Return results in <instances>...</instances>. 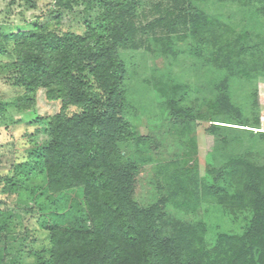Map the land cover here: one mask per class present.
I'll use <instances>...</instances> for the list:
<instances>
[{"label":"trees","instance_id":"1","mask_svg":"<svg viewBox=\"0 0 264 264\" xmlns=\"http://www.w3.org/2000/svg\"><path fill=\"white\" fill-rule=\"evenodd\" d=\"M24 1L34 6V0ZM238 1L251 8L248 17H264V0ZM53 5L55 19L61 11L82 7L83 32L59 33L41 26L37 17L32 28L0 42V54L10 55L0 60V77L21 89L11 101L0 100V121L9 111L33 110L39 91L47 102H59L55 114L35 119L47 121L46 145L31 139L25 158L0 176L1 188L16 197L15 205L30 201L41 217L31 230L41 237H30L23 256L32 261L9 257L6 238L17 223L0 202V264H264V165L252 154L207 165L200 175L190 137L180 162L156 169L155 199L148 205L136 200L137 177L146 162L143 147L150 139L138 137L125 117L128 72L122 57L124 51L153 44L171 53L178 41L189 39L193 56L248 82L264 72L260 35L252 40V27L236 32L195 0L159 2L147 15L140 0H53ZM227 81L223 76L210 84L213 91L194 107L176 99L180 84L166 80L155 86L170 121L190 134L196 122L241 117ZM252 101L257 108L255 92ZM215 128L207 130L214 133ZM207 200L233 222L242 216L245 224L207 241L205 221L193 217ZM169 209L179 217L169 215ZM70 217L75 218L71 224L56 222Z\"/></svg>","mask_w":264,"mask_h":264},{"label":"rangeland","instance_id":"2","mask_svg":"<svg viewBox=\"0 0 264 264\" xmlns=\"http://www.w3.org/2000/svg\"><path fill=\"white\" fill-rule=\"evenodd\" d=\"M140 1L143 4L144 15H147L153 5L160 2L164 6L168 2V0ZM195 4L207 14L221 18L236 32L252 27L254 29L252 40L257 41L254 34H259V40L264 42V17L255 16L253 13L248 17L247 13L251 8H243L238 0L227 2L195 0ZM53 10H55L53 0H34L33 7L24 0H0V42L3 36L32 28L37 22V17H40L38 22L41 26L45 25L59 33L83 32V19L79 14L82 7H75L72 12L61 11L58 19L50 14ZM8 43L6 47L9 49L11 40ZM192 47L190 40L187 39L173 45L171 53L161 52L154 44L149 47L143 46L134 52L122 53L128 72L125 80L127 90L125 117L138 137L150 139L143 147L146 162L137 177L135 192L136 200L142 205H148L155 199L153 184L157 174L156 169L170 162H180L188 149L190 137H193L196 144L200 175L207 165L248 153L252 154L259 164L264 165V72L255 73V78L246 82L244 78L233 75L228 70L212 69L203 60L192 55ZM0 60L3 62L10 60L8 52L0 54ZM223 76L228 78L226 86L233 105L240 109L239 119L227 117L225 120L196 122L198 125L192 124L191 128L189 127L190 134H186L183 126L175 125L170 121L167 109L164 107L165 98L161 96L155 82L168 80L172 84H180L182 89L177 91L176 99L187 107H194L207 98L206 93L213 91L210 84L216 83V80ZM254 92L257 95V108L252 103ZM20 93V88L12 87L0 77L1 101H11ZM58 109L59 102H47L43 91H39L33 110L24 114L15 111L6 114L0 121V176L6 174L14 162L25 158L31 139L41 146L46 145L50 139L47 133V121L37 122L35 119L53 115ZM255 117L259 119L258 124L255 123ZM210 126L217 127L214 133L207 130ZM130 145L134 152L135 143L131 142ZM0 202L2 208L15 215L14 219L17 223L6 238L8 256L23 259L25 252L29 250L27 245L30 237H41L38 230L31 231L37 228V222L41 221V217L30 201H27V205H15L16 197L7 196L1 186ZM60 202L61 206L64 205L67 198ZM60 211L63 213V209ZM168 214L179 217V213L173 209H169ZM193 217L205 221L208 229L207 241L217 232H237L245 224L242 216H239L237 222H233L210 200L201 204ZM74 220L73 217L57 218L56 222L63 225L69 222L71 224ZM85 224L88 226V222ZM24 261L29 263L32 259Z\"/></svg>","mask_w":264,"mask_h":264}]
</instances>
